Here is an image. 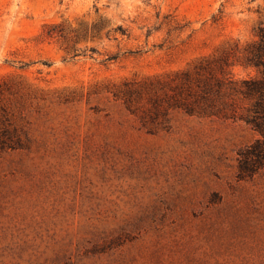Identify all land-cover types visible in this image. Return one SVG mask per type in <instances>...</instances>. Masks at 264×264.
Listing matches in <instances>:
<instances>
[{"label":"rangeland","instance_id":"rangeland-1","mask_svg":"<svg viewBox=\"0 0 264 264\" xmlns=\"http://www.w3.org/2000/svg\"><path fill=\"white\" fill-rule=\"evenodd\" d=\"M259 27L264 0H0V264H264L227 82Z\"/></svg>","mask_w":264,"mask_h":264},{"label":"trees","instance_id":"trees-1","mask_svg":"<svg viewBox=\"0 0 264 264\" xmlns=\"http://www.w3.org/2000/svg\"><path fill=\"white\" fill-rule=\"evenodd\" d=\"M103 28V24L99 23L93 25L91 29L95 32H99ZM111 32L124 34L125 30L119 25L108 29L107 35ZM46 35L49 37L56 36L60 39L65 38V33L61 26L49 27ZM115 59L116 56H112L106 58L105 61ZM241 60L244 64L256 68L259 77L243 80L239 84H235L231 80H228L227 82L232 85L231 88L236 94L242 96L243 99L251 103L239 119L243 120L262 136L261 140H257L255 144L240 153L238 175L240 178H245L253 175L259 168L264 167V27H259L257 40L244 49ZM230 65L228 56H223L219 58L218 61L206 67L205 72L207 71L209 80L215 82L217 89L221 88L222 81L215 76L216 72L225 76L228 74L226 69ZM227 105L229 106V104ZM230 105L234 106L233 103Z\"/></svg>","mask_w":264,"mask_h":264}]
</instances>
